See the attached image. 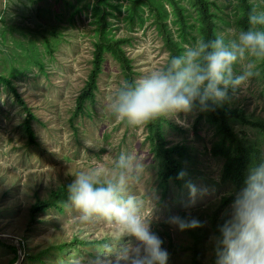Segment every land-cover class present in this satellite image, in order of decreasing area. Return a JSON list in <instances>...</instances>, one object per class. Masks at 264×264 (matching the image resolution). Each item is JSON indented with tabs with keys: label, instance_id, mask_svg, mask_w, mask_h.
I'll list each match as a JSON object with an SVG mask.
<instances>
[{
	"label": "rangeland",
	"instance_id": "obj_1",
	"mask_svg": "<svg viewBox=\"0 0 264 264\" xmlns=\"http://www.w3.org/2000/svg\"><path fill=\"white\" fill-rule=\"evenodd\" d=\"M77 1L0 0L1 16L6 20L3 27L0 19V67L5 64L6 67L10 66L13 52L22 51V47L16 44L23 41L26 50L20 56L26 54L24 61L29 71L15 79V84L38 117L33 123L38 143L30 144L22 125L26 114L23 105L0 83V239L8 246L18 247L17 242L20 243L23 258L20 260L18 247L19 259L14 264H41L30 262L27 255L69 241L75 235L87 242L81 246L77 244L82 254L72 250L71 256L64 254L60 260L59 250H56V256L44 260L49 262V258H53L49 264H72L77 259L79 264L114 262L115 256L106 255L104 246L117 235L115 224L103 219L83 223L79 211L67 203L64 211L52 208L41 213L32 225L30 209L37 195L42 199L47 198L52 190L70 183L75 174L97 164L110 171L116 157L121 152H127L144 166L142 180L133 184L130 191L144 201L145 217H153L152 230L164 241L163 247L169 252L168 264H189L191 251L187 245L191 243V235L188 230L181 231L169 224L168 219L186 212L187 216L211 226V221L206 222L201 218H206L204 209L232 189L230 184L217 186L213 182L219 178L222 166L210 152L215 139L213 129L204 120L196 126V109L187 114L181 113L182 123L171 119L181 129L167 127L166 138L172 142L185 138L189 143L190 140L193 150H196L194 155L200 162L193 164V170L190 167L192 175L184 188L174 182L164 188L160 185L161 173L146 124L133 127L108 113L109 102L121 83L126 81L121 64L110 54L106 55L103 64L95 101H88L85 112L75 116L78 95L86 85L93 66L94 42L97 38L92 7L94 0H89V7L76 13L73 20L69 19L74 11L67 3ZM261 2L264 3V0ZM120 3L121 12L109 7V11L118 17L109 15L108 18L117 37L127 36L130 39L126 49L129 57L133 58L136 72L133 78L136 80L165 66L169 51L148 11L144 14V21L135 20L134 25L129 19H124L130 1L121 0ZM184 4L190 8L191 2L185 0ZM167 7L173 14L172 8ZM58 30L63 38L50 53L47 45L41 42L45 36L52 38L53 31ZM228 33L235 36L238 30L233 25L223 27L222 34L226 36ZM30 38L37 43L36 48L40 53L29 50L33 47ZM27 59L33 62L29 63L31 60ZM41 62L45 68L39 66ZM257 72L238 94L258 115L264 116V81L258 77L259 69ZM201 170L206 175L204 179L200 176ZM190 185L196 188L195 196L191 193ZM153 192L158 197L154 201L149 197ZM230 206L225 207L220 218L228 217ZM195 212H200L198 217ZM166 232L174 242L173 248L168 245L170 238H167ZM8 235L12 237H6ZM23 240L26 241L25 247L21 243ZM129 242L136 243L135 238L125 237L122 241L124 244ZM99 244H103L102 249L98 247ZM3 253L6 255L2 256ZM17 255L14 249L0 246V264H9V260Z\"/></svg>",
	"mask_w": 264,
	"mask_h": 264
},
{
	"label": "clouds",
	"instance_id": "obj_2",
	"mask_svg": "<svg viewBox=\"0 0 264 264\" xmlns=\"http://www.w3.org/2000/svg\"><path fill=\"white\" fill-rule=\"evenodd\" d=\"M247 20L248 29L235 36L217 33L199 39L161 69L122 82L108 113L135 127L160 118L182 123L181 113L223 105L258 74L257 62H264V6H253ZM143 173L141 161L121 152L110 171L97 164L75 174L67 185L68 204L79 211L81 222L103 219L117 226V235L104 246L106 255L115 256L108 264H168L164 241L152 230L153 217H145L144 201L130 191ZM184 176L181 172L178 178ZM190 190L195 196L194 185ZM149 197L158 199L154 192ZM167 222L181 231L203 226L197 218L179 215ZM125 237H134L136 243H122ZM213 239L214 264H264V163L250 170Z\"/></svg>",
	"mask_w": 264,
	"mask_h": 264
},
{
	"label": "trees",
	"instance_id": "obj_3",
	"mask_svg": "<svg viewBox=\"0 0 264 264\" xmlns=\"http://www.w3.org/2000/svg\"><path fill=\"white\" fill-rule=\"evenodd\" d=\"M128 1H130V4L126 6L128 13L124 16V19H129L135 25V20L144 21V14L148 11L149 16L153 19L152 22L163 35L169 51V58L178 55L184 47L193 45L199 39L214 38L217 33L222 34V28L225 26L233 25L238 32L247 30L249 27L247 17L251 8L253 6H264L261 0H187L191 2L190 8L184 4L185 0ZM120 2L121 0L115 3H111L110 0H94L92 4L93 15L97 25L95 28L97 38L94 42L92 58L93 66L88 75L86 85L78 95L75 116L85 112L88 101L91 103L95 101L96 92L99 90V78L103 72V64L107 54H110L121 64L126 81H134L133 74H136V72L133 58L129 57L126 49L130 39L127 36L117 37L113 33V27L108 18L109 15L118 17L109 11V7L121 12L122 3ZM167 5L172 8L173 14ZM67 6L74 11L69 16V19L73 20L76 13H80L89 7V0H78L76 3L68 2ZM0 19L3 22L2 26L5 27V18L1 16ZM169 19L170 22H168ZM61 34L62 32L59 30L53 31V37L48 38L45 36L41 44L47 45L49 52L52 53L53 47L57 46L63 38ZM225 37H230L229 33ZM30 40L34 48L32 47L29 50L36 54L40 53L39 48H36L37 43L31 38ZM22 43L23 41H20L16 44L22 47L20 53L26 50ZM20 53L13 52L14 57H11L12 63H10V66L6 67L5 64L0 67L3 70L0 72V83L23 105L26 114L22 125L29 136V143H38L37 133L33 126L34 121L38 120V117L28 106L15 84V79L23 77L29 71V67L26 66L24 61L26 54L23 57L20 56ZM30 60L27 59V61ZM32 62L31 60L29 63ZM39 66L45 68V64L42 62L39 63ZM5 69L7 70L5 71ZM257 69H259L258 77L264 81V62H259ZM240 91L241 89L232 93L228 101L221 106H214L213 110L199 111L196 109L198 111L196 126L198 127L199 123L204 120L209 125L208 127L213 129L215 139L210 152L212 156L222 163L220 176L213 182L217 186L230 184L232 189L226 191L219 200L213 201L204 209L206 218H201L206 222L211 221V226H206L203 223L202 227L188 229L191 235V243L187 245V248L191 251V262L189 264H214L213 238L218 235V226L227 219V216L220 218V213L225 210L226 206L231 205L235 194L245 186L250 170L260 163H264V116L258 115L251 108L245 98L238 94ZM146 126L150 133L155 160L161 173L160 185L167 188L169 183L174 182L178 187L184 188L185 184L190 182L189 177L192 175L190 167L192 166L193 170V164L196 161L200 162L194 155L196 150H193L190 140L189 143H187L185 138L179 142H172L166 138L167 127H176L178 129L181 127L176 126L171 119L160 118L147 123ZM73 127L79 134L77 126L74 125ZM195 131L198 132V128ZM197 137L200 138L199 136ZM181 172L185 173L183 179L178 178ZM199 172L204 179L206 176L204 170ZM68 184L52 190L45 199L37 195V200L30 209L32 225L36 223L39 215L47 210L55 208L64 211L66 209ZM216 205L218 206L216 207ZM199 213L195 212L194 214L198 217ZM187 214L186 212H181L180 216L190 217ZM201 222L203 221L201 220ZM166 235L167 238H170L169 247L173 248L175 245L170 234L166 232ZM21 243L23 247L26 246V241L23 240ZM86 243L78 235H75L69 241H63L56 246L52 245L35 254L34 252H27V254L29 253L27 259L30 262L37 261L41 264H49L54 259L49 258L48 262L44 258L56 256V250H59L58 255L61 260L64 254L71 256L72 250L79 251L82 254L83 251L77 244L81 246ZM0 246L14 249L17 255L18 247L16 245L8 246L4 243V240L0 239ZM98 247L102 249L103 244H99ZM4 255L6 254L3 253L2 256ZM18 259V255L15 258H11L9 264H14Z\"/></svg>",
	"mask_w": 264,
	"mask_h": 264
},
{
	"label": "water",
	"instance_id": "obj_4",
	"mask_svg": "<svg viewBox=\"0 0 264 264\" xmlns=\"http://www.w3.org/2000/svg\"><path fill=\"white\" fill-rule=\"evenodd\" d=\"M1 237V236H0ZM6 237H12V236H6ZM17 245H18V247H19V249H20V252H19V254H20V260L23 258V253H22V248H21V245H20V243L19 242H17Z\"/></svg>",
	"mask_w": 264,
	"mask_h": 264
}]
</instances>
